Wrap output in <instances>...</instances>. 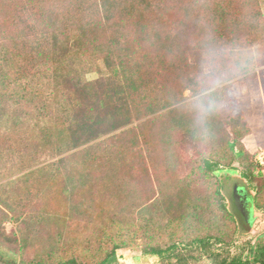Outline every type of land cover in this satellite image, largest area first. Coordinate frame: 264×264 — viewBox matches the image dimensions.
I'll list each match as a JSON object with an SVG mask.
<instances>
[{"label": "rangeland", "instance_id": "obj_1", "mask_svg": "<svg viewBox=\"0 0 264 264\" xmlns=\"http://www.w3.org/2000/svg\"><path fill=\"white\" fill-rule=\"evenodd\" d=\"M222 1L0 0V264L98 263L120 243L121 264H214L263 242L264 0H229L217 29ZM122 65L139 79L132 122L75 145L77 111L95 99L80 88L96 84L97 99L125 85ZM243 120L253 182L233 158L217 175L205 164L223 163ZM236 187L252 197L250 228Z\"/></svg>", "mask_w": 264, "mask_h": 264}, {"label": "trees", "instance_id": "obj_2", "mask_svg": "<svg viewBox=\"0 0 264 264\" xmlns=\"http://www.w3.org/2000/svg\"><path fill=\"white\" fill-rule=\"evenodd\" d=\"M45 2H41L40 5H43ZM230 1H222L218 3L216 14L218 17V23H217V29L221 28L222 21L225 20V15L228 13V6ZM62 5L59 3L58 7H61ZM105 7V13H110L109 4L105 2L103 4ZM54 10L55 14L58 12H62V10L59 8L57 9L54 5H49L47 7V12L51 13V11ZM58 15V16H59ZM108 19L109 16H105ZM58 22V19L56 20ZM25 26H27V23H24ZM100 45V42L97 43V47ZM110 46L116 47L118 46V42L116 40H112L110 42ZM106 63L111 66V59L110 55H107ZM120 75L122 74L123 79H126L125 85H116L113 84L111 87L102 89L101 97H98L96 99V84L93 83H84L82 87L80 88V91L83 94L88 95V93L94 94V101L92 103H85L83 106H80V110L77 111V117L75 120V123L70 128L69 133L71 134L72 142L75 145H81L83 143H87L93 140H96V138L102 136V130L107 128V132L116 131L120 128L126 127L129 125L130 122H132L133 118V112H130V103L132 101V95L135 93L136 89L139 87V79L135 78L134 76L128 77L127 75V69L122 65V68L120 67V70H118ZM7 75V74H6ZM9 78V76L7 75ZM152 105H149L148 113H152ZM138 118V117H136ZM135 118V119H136ZM239 117L237 118V120ZM244 121V127L245 132L240 133L235 137L232 141H229L227 143V155L223 156L222 161H215L210 162L207 161L206 169L215 173H217L221 170V166L225 165V160H232V158L236 161H238L240 164H242L245 168V170L242 173V176L247 179L248 181L253 182V170L262 169V165L259 163H256L255 165H251L249 167L250 163L246 162V155L247 151L242 147V138L247 136L250 133V128L246 122ZM243 135V136H242ZM226 162V161H225ZM231 164H229L230 166ZM248 165V166H247ZM228 166V167H229ZM230 171H237L235 167L230 166L228 168ZM263 171V170H262ZM262 171H259V175L262 174ZM264 193V184L259 189L258 193L256 194L255 201H256V207L258 209L264 208L262 207L258 201L260 197H263L262 195ZM222 212L227 214V217L234 219V215L227 211L225 206H222L221 208ZM246 223V221H245ZM246 228V227H245ZM240 229V228H239ZM240 231V230H239ZM237 232V231H236ZM242 232V231H241ZM241 234H245L244 231ZM218 241H221L220 238ZM194 244L197 246H201V248L205 249L206 252H208V242L205 238H197L194 240ZM124 243L116 244L111 251L106 253L105 258L98 262V263H84L81 260L77 259L76 257H71L67 260L61 259L60 257L56 256V253H51L48 255V258L46 260L49 261L45 263H38V264H121L119 263V257L117 255V251L123 248ZM178 248V245L173 244L171 245L166 252H168V255L170 253L172 256L175 255V251ZM252 243H250V248L248 251V256L245 257V255L240 256H234V257H227L220 259L219 255H216V253H211V258L213 259L214 264H264V240L263 242H259L256 245V248L254 252L252 253ZM164 251L161 249L153 248L151 251V255L154 257H161L164 255ZM180 262V261H179ZM182 262V261H181Z\"/></svg>", "mask_w": 264, "mask_h": 264}, {"label": "water", "instance_id": "obj_3", "mask_svg": "<svg viewBox=\"0 0 264 264\" xmlns=\"http://www.w3.org/2000/svg\"><path fill=\"white\" fill-rule=\"evenodd\" d=\"M234 199L237 208L239 209L240 213L243 215L246 223L249 224V228H250L253 219H252V213L248 209V205L249 202L252 200V197L248 195V193L244 189H240L239 187H236L234 190ZM254 250L255 248L252 250V252H254Z\"/></svg>", "mask_w": 264, "mask_h": 264}, {"label": "clouds", "instance_id": "obj_4", "mask_svg": "<svg viewBox=\"0 0 264 264\" xmlns=\"http://www.w3.org/2000/svg\"><path fill=\"white\" fill-rule=\"evenodd\" d=\"M204 96L207 95V93L203 94ZM197 102V107L201 109V111L207 115L210 114L214 108V104L210 100L202 99L201 97L195 98Z\"/></svg>", "mask_w": 264, "mask_h": 264}]
</instances>
